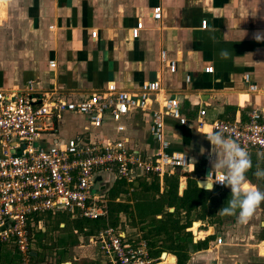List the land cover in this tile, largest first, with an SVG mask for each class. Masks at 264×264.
Returning a JSON list of instances; mask_svg holds the SVG:
<instances>
[{"label":"crops","instance_id":"0c3cea01","mask_svg":"<svg viewBox=\"0 0 264 264\" xmlns=\"http://www.w3.org/2000/svg\"><path fill=\"white\" fill-rule=\"evenodd\" d=\"M155 6L161 10L159 19L152 17ZM203 19L205 27L200 25ZM138 23V35L132 37L131 28ZM92 31L96 32L94 37ZM258 31L264 35V0H0V88L21 86L31 79L38 88L86 94L107 83L133 89L143 80H160L166 94L178 99L180 112L187 118L186 124H180L165 117L164 137L171 149L190 155L193 168L189 173L176 171L142 176L132 183L123 181L127 190L116 199L129 203L134 218L118 229L129 235H142L141 229L151 217L160 218L165 210L174 209L160 194L164 177H177V194L181 195L189 180L197 182V175L204 173L206 167L213 169L208 157L209 141L203 133L209 130V122L244 117L252 109H264V39H254ZM221 50L228 51L229 56L221 57ZM162 51L167 59L175 61L174 71L161 60ZM207 66L213 70L205 72ZM244 74H248L255 89L248 88ZM200 109L205 110L202 127L196 122ZM85 126L82 115L65 113L56 136L73 137L83 133ZM91 132L101 137H127L128 144L140 150L151 152L157 146L147 112L133 111L117 121L107 119ZM250 159L254 168L246 173L247 183L264 191V179L253 175L257 167L264 169V155L255 151ZM143 177L145 184L158 178L160 188L154 196L150 190L139 188ZM101 182L100 179L95 186ZM113 183H107L108 191ZM217 188L209 200L231 196L229 187ZM196 220L197 229L204 234L198 240L194 238L196 234L188 232ZM261 221L264 201L246 223L239 222L235 214L222 222L208 217L197 219L192 214L182 235L187 239L185 264H208L213 259H217V264L223 259L232 264H264ZM58 226L63 227L64 223L59 222ZM35 230H45L42 220ZM61 233L53 230L52 238L56 240ZM218 235L223 243L209 244ZM66 236L67 244L57 246L63 249L60 264H110L108 257L88 242L91 235L73 229ZM206 237L205 247L196 246ZM73 246L82 247L84 252L69 255ZM154 248L155 251L158 247ZM159 252L173 255V264H177V255L169 249Z\"/></svg>","mask_w":264,"mask_h":264},{"label":"built area","instance_id":"2783aa9c","mask_svg":"<svg viewBox=\"0 0 264 264\" xmlns=\"http://www.w3.org/2000/svg\"><path fill=\"white\" fill-rule=\"evenodd\" d=\"M152 17L161 18L159 6L152 8ZM200 25L205 27V19ZM140 26L138 23L131 28L132 37L138 35ZM95 34L91 32L93 37ZM160 57L170 71L175 70V61L167 59L164 51ZM212 70V66L204 67L205 72ZM244 79L249 82L248 74H244ZM185 80H189V75ZM248 88L253 90L256 86L249 82ZM133 111L150 114L151 136L157 143L151 152L131 147L124 136L92 134L105 120L117 121ZM65 113L82 115L85 131L58 139L57 125ZM204 113V109L199 110V127L205 125ZM165 117L187 123L178 99L166 94L159 79L143 80L133 89L107 83L86 94L38 88L31 79L21 86L0 88V247L12 244L20 264H32L29 228L35 229L41 220L29 219L31 214L66 210L73 216L106 218L108 182L132 183L142 176L192 171L190 155L171 149L164 137ZM208 126L209 130L203 131L205 137L220 128L245 147L249 155L255 151L264 155V109H252L244 117L215 119ZM121 128L117 126L118 130ZM221 174L220 170L209 168V174L204 172L197 177L224 188L218 182ZM97 178L98 183L102 181L100 186H95ZM88 242L97 246L110 264H170L164 260V252L153 253L150 239L140 233L129 235L107 226L89 236ZM211 243L217 246L223 241L218 235ZM208 264H217V259Z\"/></svg>","mask_w":264,"mask_h":264},{"label":"trees","instance_id":"16d2710c","mask_svg":"<svg viewBox=\"0 0 264 264\" xmlns=\"http://www.w3.org/2000/svg\"><path fill=\"white\" fill-rule=\"evenodd\" d=\"M251 169L254 166L250 167ZM250 169V170H251ZM177 177H164V187L160 193L167 200V206H173L172 211L165 210L160 218L151 217L147 225L142 227V236L150 239L151 245L158 247L153 253H158L162 248L169 249V252L177 255V264H185L187 254V239L184 238L185 228L190 225V216L194 214L197 219L205 217L211 221L222 222L229 215L222 214L219 209L226 206L231 196L228 194L225 198L221 197L217 200H209V197L214 192L218 191L217 187L204 189L198 187L194 180H189L186 188L181 195L177 194ZM139 188L150 190L151 195L159 192V182L157 177H153L149 184L144 183V177L141 178ZM182 186L184 183L182 182ZM138 186V185H137ZM127 188L122 180H116L108 191V215L106 218H86L73 216L66 210L57 212H39L29 216V219L34 221L42 220L45 224L43 232L29 228V251L30 261L32 264H51L47 262L53 258L55 262H60V256L63 249H58L57 246L67 244L66 234L76 229L78 233L84 235H95L107 226L115 228H124V224L133 222V211L129 208V203L126 201L115 200L120 193L126 192ZM124 217V219H123ZM184 219V221H182ZM59 222H63L64 226L59 227ZM135 223V222H134ZM133 223V224H134ZM197 223V225H195ZM199 225V221L192 223L191 229L195 230ZM58 230L62 232L56 236V240L52 238V231ZM167 232H172L171 237H166ZM192 235L191 231L188 230ZM200 237L194 236L195 240L201 239L204 234L201 232ZM183 237L184 239H181ZM206 237L203 240L197 241L196 246H206ZM5 252V253H3ZM60 255V256H59ZM47 262V263H46ZM0 264H20L19 254L12 244L0 247Z\"/></svg>","mask_w":264,"mask_h":264},{"label":"clouds","instance_id":"9594fccd","mask_svg":"<svg viewBox=\"0 0 264 264\" xmlns=\"http://www.w3.org/2000/svg\"><path fill=\"white\" fill-rule=\"evenodd\" d=\"M254 39L260 41L264 39V35L258 31L254 34ZM219 55L227 58L229 52L221 50ZM206 139L209 141L208 157L211 167L222 173L218 182L229 187L231 192L227 205L219 211L227 215L235 214L239 222L246 223L253 217L257 206L264 201V191L247 183L246 173L251 167L249 152L220 128L209 132ZM253 175L264 179V169L257 167ZM261 224L264 225V221Z\"/></svg>","mask_w":264,"mask_h":264},{"label":"rangeland","instance_id":"374dc122","mask_svg":"<svg viewBox=\"0 0 264 264\" xmlns=\"http://www.w3.org/2000/svg\"><path fill=\"white\" fill-rule=\"evenodd\" d=\"M214 170H215V168H213ZM98 181H99V178H97V180H96V184H98ZM191 227H192V224L190 225V228H188V230H191L192 232V236L193 235H199V234H201V232L197 229V227H196V229L195 230H193V229H191ZM195 235V236H196ZM199 237H200V235H199ZM69 251H70V254L69 255H73V254H71V253H77V254H80V253H83L84 252V249L81 247V248H78V247H76V246H73V247H70V249H69ZM3 253H5V252H3ZM224 261L221 263V264H232V263H229L226 259H223ZM47 262H50L51 264H57L55 261H54V259L53 258H50L49 260H47ZM46 262V263H47ZM58 264H60V262L58 263Z\"/></svg>","mask_w":264,"mask_h":264},{"label":"bare ground","instance_id":"6f19581e","mask_svg":"<svg viewBox=\"0 0 264 264\" xmlns=\"http://www.w3.org/2000/svg\"><path fill=\"white\" fill-rule=\"evenodd\" d=\"M202 186H204V187H206V188H211L212 187V183H211V181L210 180H204L203 182H202ZM195 225H197V223H195ZM191 231V230H190ZM192 232V231H191ZM163 257H164V260L166 261V263H174V261H175V257L173 256V255H170L169 257L168 256H166L165 254L163 255ZM168 258H171L172 259V261H170V262H167V259ZM65 264H69L68 262L67 263H65Z\"/></svg>","mask_w":264,"mask_h":264},{"label":"water","instance_id":"95a60500","mask_svg":"<svg viewBox=\"0 0 264 264\" xmlns=\"http://www.w3.org/2000/svg\"><path fill=\"white\" fill-rule=\"evenodd\" d=\"M205 174H209V167H206L205 168ZM204 180H197V185L199 186V187H201V188H206V187H204V186H202V182H203Z\"/></svg>","mask_w":264,"mask_h":264}]
</instances>
